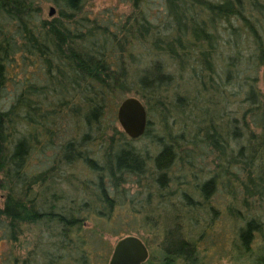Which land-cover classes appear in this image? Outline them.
Returning <instances> with one entry per match:
<instances>
[{
  "label": "rangeland",
  "instance_id": "1",
  "mask_svg": "<svg viewBox=\"0 0 264 264\" xmlns=\"http://www.w3.org/2000/svg\"><path fill=\"white\" fill-rule=\"evenodd\" d=\"M25 19L0 13V264H109L123 237L154 238L144 213L169 214L183 238V208L210 227L209 256L191 264H264V0H35ZM38 24L55 45L40 48ZM73 44L107 73L69 62ZM179 68L193 90L205 75L222 90L218 129L191 117L170 140L148 112L144 136L129 138L119 104ZM91 205L90 254L70 256Z\"/></svg>",
  "mask_w": 264,
  "mask_h": 264
},
{
  "label": "trees",
  "instance_id": "2",
  "mask_svg": "<svg viewBox=\"0 0 264 264\" xmlns=\"http://www.w3.org/2000/svg\"><path fill=\"white\" fill-rule=\"evenodd\" d=\"M34 8L35 0H0V13L12 16L14 19L22 22L26 21L25 18L30 16ZM28 27L30 29L34 28L31 27V24ZM38 30L40 48L50 43L55 45L48 24H38ZM33 32L34 30H29V33L33 34ZM63 56L80 71L90 76H102L108 71V62L99 59L80 45L73 44L66 46L63 49ZM177 71H179V77L174 73V76L177 77H173V80L169 83L166 82L164 85L153 83L149 89L138 87L139 89L136 92L139 96L138 99L144 103L148 112L156 113L160 117L164 131L168 134L170 140H173V130L182 124H186L191 117L194 119V123L201 121L211 129H218V124H220L223 116L225 98L222 96V90L216 85L213 77L205 75L202 83L198 81L194 82L195 86L193 90L191 85L187 83L185 68L183 71L180 68ZM198 97L202 102L200 108L196 103ZM36 132L37 130H35V134ZM78 162H81V159L75 158L74 168L78 166ZM260 170L264 171V163L261 164ZM70 179L75 184L82 182L81 177L76 173L70 174ZM184 189L188 191L193 190L198 194L195 188H189L187 185L184 186ZM89 196L90 202L93 203V197ZM98 207L91 205L89 213L78 220L80 225L77 230V238L81 247H74L70 256L82 257L85 253L90 254L86 246L90 247L92 245L90 243L86 244V241L93 239H85V236L91 235L86 234L84 226L87 220L96 215V217L100 216ZM179 214H181L185 222V232L181 239L177 238V226L173 217L169 214H166L164 211L151 212L150 214L144 213V231L147 232V226H149L155 234L153 239L145 242L151 250L150 258L146 264H191V260L197 253L207 255L209 249L207 244L210 238V227H208L207 221L203 220L198 212H194L188 208H183L179 211ZM256 228L257 232L260 231L258 227ZM247 229H250L249 226L239 233V238L244 243H247L252 237ZM75 250H77L76 254L73 253ZM112 253V249L109 248L103 260L104 263H108Z\"/></svg>",
  "mask_w": 264,
  "mask_h": 264
},
{
  "label": "water",
  "instance_id": "3",
  "mask_svg": "<svg viewBox=\"0 0 264 264\" xmlns=\"http://www.w3.org/2000/svg\"><path fill=\"white\" fill-rule=\"evenodd\" d=\"M53 13L54 10H51V15ZM117 120L124 133L132 140H137L143 137L146 132L147 108L136 97L126 98L118 107ZM149 258L150 249L147 244L138 236L128 235L115 245L109 264H146Z\"/></svg>",
  "mask_w": 264,
  "mask_h": 264
}]
</instances>
